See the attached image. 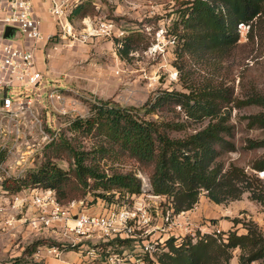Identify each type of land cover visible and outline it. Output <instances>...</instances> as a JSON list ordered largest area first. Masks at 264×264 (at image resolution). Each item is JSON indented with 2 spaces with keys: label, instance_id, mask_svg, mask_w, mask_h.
I'll return each instance as SVG.
<instances>
[{
  "label": "trees",
  "instance_id": "trees-1",
  "mask_svg": "<svg viewBox=\"0 0 264 264\" xmlns=\"http://www.w3.org/2000/svg\"><path fill=\"white\" fill-rule=\"evenodd\" d=\"M178 10L169 32L175 40V66L180 70L179 80L185 91L163 90L141 106H124L112 98L91 103L87 117H77L68 125L71 135L62 131L46 146L36 170L3 188L9 192L49 189L61 204L90 195L92 207H96L99 203L116 202L115 194L126 200L140 193L141 179L133 170H122L126 161L133 160L149 170L151 191L165 196L174 213L192 209L202 192L219 204L238 200L249 189L251 198L264 203V181L256 174L264 171V154L251 162L253 173L234 163L225 167L219 159L222 151L234 149L232 107H259L243 119L248 129L264 128V94L252 89L243 97H233L230 85L213 79L197 83L186 68L188 60L205 52L220 55L234 48L240 22L249 24L246 36L253 40L255 29L264 22V0H181ZM94 12L93 3L87 1L76 5L69 18L82 19ZM140 35L131 32L124 37L121 57L134 48ZM176 106L184 111L185 121L179 119V114L167 121L144 118L168 109L174 111ZM193 122L202 125L182 137L172 135L185 131ZM89 136L92 141L85 147L83 139ZM244 142L245 150L264 146L263 139L246 137ZM62 158L69 161L68 171L54 165L56 159ZM230 222L229 229L197 235L195 241L189 235L166 237L156 260H149L148 264H209L213 252L223 255L227 262L235 249L239 250L238 264L264 263V233L257 223H243L236 217ZM239 224L244 229L241 233L236 227ZM130 241L126 238L119 243ZM42 244L56 242L36 239L25 247L23 255L34 254Z\"/></svg>",
  "mask_w": 264,
  "mask_h": 264
},
{
  "label": "rangeland",
  "instance_id": "rangeland-1",
  "mask_svg": "<svg viewBox=\"0 0 264 264\" xmlns=\"http://www.w3.org/2000/svg\"><path fill=\"white\" fill-rule=\"evenodd\" d=\"M87 1L93 3L95 12L82 19L71 20L76 38L58 39L56 37L38 43L34 52L43 79L34 88L18 90V94L31 96L33 100L39 101L42 105L45 104L41 110L42 121L52 127L57 125L60 129L59 134L66 131L68 135H71L67 130L68 121L72 117H87L90 104L99 99L112 98L124 106H141L149 97L153 98L163 90L185 91L179 80L180 70L175 66V40L169 32V27L177 20L181 0H86L84 2ZM46 6L43 4L42 9L39 10L40 27L45 34H53L56 32V26L48 15ZM100 21L111 22L113 33L119 35L122 31L123 34L119 37L113 33L111 37L95 35L84 39L83 35L91 31ZM7 31L9 34L13 32ZM131 32H138L141 35L136 39L134 48L121 57L119 50L123 47L124 37ZM7 33L5 32L4 36ZM13 38L19 39L22 44H30V41H27L19 32L15 33ZM186 68L191 72L190 77L197 83L213 79L214 82L222 81L230 85L233 89V97H243L252 89L264 94V22L255 29L253 40L248 39L247 36L239 38L238 44L224 54L205 52L197 59L188 60ZM53 89L59 90L62 97L57 106L60 113L57 109L47 108L46 97ZM259 109L257 106L231 108L230 123L233 125L231 142L234 144V149L222 151L219 159L224 162L225 167L229 163H234L243 167L247 173H253L250 170L251 162L264 154V146L245 150L244 139L249 137L264 140V128L248 129L243 116ZM177 114L180 120H186L185 113L179 106H176L174 111L168 109L147 114L144 118L167 121L175 119ZM201 125L193 122L185 131H175L172 135L182 137L200 128ZM91 141L89 136L84 138L82 143L85 147H89ZM32 156L33 166L26 170L25 177L36 170L43 161V153ZM54 165L63 171H68L70 164L66 158H62L56 159ZM122 170H133L137 176H141V180L146 179L148 187L142 185L141 197L150 200L149 170L133 160L126 161ZM262 179L264 181V178ZM119 196L115 194L114 201L118 203L125 201ZM251 196V191L245 189L240 199L217 204L208 198L206 192L200 193L196 204L188 210L189 221L192 223L190 224L191 232L195 235L214 232L217 234V229L220 232L223 229H229L230 220L236 217L243 223L249 220L254 221L264 233V203H260ZM92 200L90 195L75 199L73 211L92 207ZM70 202L63 205L69 206ZM151 202L160 209L166 206L164 197L152 199ZM161 222L159 217H154L152 221L153 224H161ZM241 226V224L236 226L240 233L244 231ZM166 227L178 237L189 235L185 233L186 227L180 229L172 223L170 226H165V229ZM158 235L155 232L145 235L141 231L137 232L136 245L141 246L145 239ZM166 237H168L167 234L159 236L162 241ZM35 240L25 231L16 237L3 238L0 241V264H33L35 254L23 255V250ZM107 243L106 246L102 245V248L114 253L133 252L136 249L132 240L123 244L119 241ZM84 244L93 248L99 242L86 240ZM160 245L161 248L162 244ZM160 250L157 251V255ZM74 255L76 261L72 264H80L81 257L74 250L67 251L63 258L68 257L70 260ZM238 256L239 250L235 249L229 260L225 262L223 255L213 252L210 254L209 264H235L238 263ZM251 264L264 263L254 261Z\"/></svg>",
  "mask_w": 264,
  "mask_h": 264
},
{
  "label": "built area",
  "instance_id": "built-area-1",
  "mask_svg": "<svg viewBox=\"0 0 264 264\" xmlns=\"http://www.w3.org/2000/svg\"><path fill=\"white\" fill-rule=\"evenodd\" d=\"M45 1L0 0V241L16 237L24 231L35 239L55 241L56 244L37 247L33 264H46L51 257L62 259L67 248L81 257L80 264H148L149 260H156L159 245H163L159 236L173 235L169 228L165 229L170 223L180 229L186 227L185 233L195 241L198 236L191 232L188 211L174 213L167 199L164 209L155 207L152 199L166 197L152 191L148 192L150 200L142 198L140 191L141 194H132L122 203H99L96 207L73 211L75 200L65 206L49 189L23 188L9 192L3 188L12 180L25 177L26 170L33 166L32 155L43 153L46 146L57 139L60 130L57 125L52 127L43 123L41 110L45 104H40L31 96L18 94V90L34 88L43 79L34 52L38 43L56 37L76 38L69 16L76 5L86 0ZM43 4L47 5L46 11L56 26L53 34H45L40 27L39 10ZM249 27L243 22L237 24L240 39L246 37ZM7 30L13 32L9 34ZM5 32H8L6 36ZM17 32L30 44L15 40L13 37ZM112 33L113 24L100 21L83 38L95 35L111 37ZM122 34L120 31L116 36ZM61 99L59 90H50L46 97L47 108L57 109L60 113L57 106ZM75 118L72 117L68 125ZM256 174L264 178V171H257ZM137 177L141 179V176ZM142 185L148 187L146 179L141 180V190ZM154 217L161 218V224H153ZM140 231L143 235L151 232L159 235L145 239L138 246L136 234ZM216 232L218 234L220 230ZM126 238L134 242L136 249L133 252L114 253L102 248L107 242ZM86 240L99 244L87 247L84 244Z\"/></svg>",
  "mask_w": 264,
  "mask_h": 264
},
{
  "label": "crops",
  "instance_id": "crops-1",
  "mask_svg": "<svg viewBox=\"0 0 264 264\" xmlns=\"http://www.w3.org/2000/svg\"><path fill=\"white\" fill-rule=\"evenodd\" d=\"M230 224L232 225L231 222H230ZM65 259H67V260H65ZM75 261H76V256L75 255L70 260H68V257H65V258H62V259H56V258H52L51 257V258L47 259V261H46L47 263L46 264H72V262L74 263ZM235 264H238V263H235Z\"/></svg>",
  "mask_w": 264,
  "mask_h": 264
},
{
  "label": "water",
  "instance_id": "water-1",
  "mask_svg": "<svg viewBox=\"0 0 264 264\" xmlns=\"http://www.w3.org/2000/svg\"><path fill=\"white\" fill-rule=\"evenodd\" d=\"M7 33V32H6Z\"/></svg>",
  "mask_w": 264,
  "mask_h": 264
}]
</instances>
